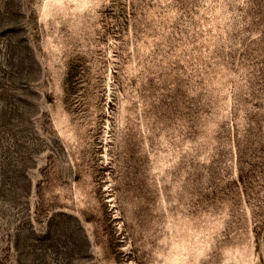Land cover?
<instances>
[{
    "label": "rangeland",
    "instance_id": "rangeland-1",
    "mask_svg": "<svg viewBox=\"0 0 264 264\" xmlns=\"http://www.w3.org/2000/svg\"><path fill=\"white\" fill-rule=\"evenodd\" d=\"M0 264H264V0H0Z\"/></svg>",
    "mask_w": 264,
    "mask_h": 264
}]
</instances>
